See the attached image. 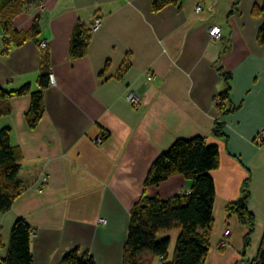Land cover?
<instances>
[{"label": "crops", "instance_id": "0c3cea01", "mask_svg": "<svg viewBox=\"0 0 264 264\" xmlns=\"http://www.w3.org/2000/svg\"><path fill=\"white\" fill-rule=\"evenodd\" d=\"M42 2L45 8L30 5L13 19L15 28L29 31L38 17L37 39L7 48L0 22V85L16 90L29 83L37 91L45 54L56 78L35 127L27 117L30 94L0 100V129L12 128L25 181L12 207L0 212V259L14 222L24 218L33 229L34 264H60L77 247L96 264H124L135 203L145 194L170 198L191 190L182 174L145 187L152 163L177 139L203 136L219 147L220 159L211 171L216 198L204 264H250L264 237V143L256 141L264 125L258 41L264 0H180L159 11L150 0ZM95 17L102 23L91 30L86 54L72 57L75 27H91ZM213 25L221 26L222 40L211 39ZM224 74L236 109L223 113L217 98L227 88ZM130 91L141 97L140 106L126 99ZM217 121L222 137L213 133ZM100 136L104 141L95 144ZM247 180L245 202L256 223L244 251L250 228L228 206L245 198ZM143 255L152 264L154 255Z\"/></svg>", "mask_w": 264, "mask_h": 264}, {"label": "trees", "instance_id": "16d2710c", "mask_svg": "<svg viewBox=\"0 0 264 264\" xmlns=\"http://www.w3.org/2000/svg\"><path fill=\"white\" fill-rule=\"evenodd\" d=\"M42 0H5L0 4V22L4 31L7 48L11 44L21 45L29 39H37L40 33L38 17L29 31L15 28L13 19L30 5L39 4ZM155 11L169 4H179L180 0H150ZM264 13V2L258 7ZM92 27L79 23L71 39L70 53L74 58L86 54ZM258 41L264 44V22L258 33ZM44 50V49H42ZM227 88L217 98L221 111L230 112L236 109L230 100V75L224 74ZM39 89L32 91L29 83L16 90H7L0 85V100L30 94L31 107L27 115L31 127L41 120L45 105L44 93L50 84L48 57L45 54ZM213 133L224 136V124L215 123ZM12 128L0 129V212L8 211L25 188V181L20 177L21 151L11 142ZM219 147L207 143L203 136L180 138L152 163L144 186L159 184L176 174H182L191 182V190L170 198L159 195H143L131 210L128 239L125 247L124 264H142L140 255L149 252L162 258V264H204L210 248V229L214 221L216 198L215 181L211 171L219 166ZM248 182L245 183V198L228 206L230 213L237 214L239 220L250 228L245 238V245H250V234L255 228V215L248 209ZM179 226L175 250L169 259L171 238L159 235ZM33 229L24 218H18L12 227L7 255L0 259V264H34L31 250ZM247 248V247H246ZM246 249H244L245 251ZM60 264H96L89 252L81 253L80 248L67 252ZM250 264H264V237L257 256Z\"/></svg>", "mask_w": 264, "mask_h": 264}, {"label": "built area", "instance_id": "2783aa9c", "mask_svg": "<svg viewBox=\"0 0 264 264\" xmlns=\"http://www.w3.org/2000/svg\"><path fill=\"white\" fill-rule=\"evenodd\" d=\"M39 8L40 9H43L45 8V4L40 1L39 4H38ZM203 9V6H202V2H199L198 5L196 6V10L200 11ZM102 23V18L101 17H95L93 18L92 20V29H97ZM209 35L211 37L212 40H215V41H220L222 40L223 38V31H222V28L221 26L219 25H213L209 28ZM40 48L41 49H46L47 48V42L46 41H42L40 42ZM149 79L153 80L154 79V75L153 74H150L149 73ZM55 84L56 83V78L54 76V74L50 73V84ZM126 99L135 107H138L141 105L142 103V99L141 97L134 91H130L127 95H126ZM104 141V138L103 136H100L98 138H96L94 140V143L95 144H101L102 142ZM256 141L259 143V144H262L264 143V125L260 128L259 132L257 133L256 135ZM99 221L101 223H107V220L104 218V217H100L99 218ZM231 233L230 229H227L225 232H224V237L223 239H221V246H225L226 243L228 242V235Z\"/></svg>", "mask_w": 264, "mask_h": 264}, {"label": "rangeland", "instance_id": "374dc122", "mask_svg": "<svg viewBox=\"0 0 264 264\" xmlns=\"http://www.w3.org/2000/svg\"><path fill=\"white\" fill-rule=\"evenodd\" d=\"M5 1V0H0V4ZM180 228L179 226H175L172 230L168 231V232H164L161 233L159 235L160 238L166 237V236H170L171 238V242H170V247H169V259H172V255L174 253L175 250V246H176V241H177V236L179 234ZM249 248V246H244V249ZM246 251V250H245ZM149 252H143L142 255H140V262L142 264H145V255L143 254H148ZM152 264H160V257L154 255L153 256V261Z\"/></svg>", "mask_w": 264, "mask_h": 264}]
</instances>
